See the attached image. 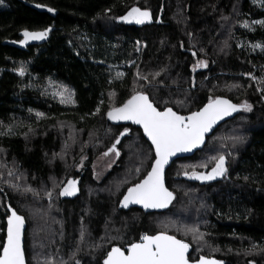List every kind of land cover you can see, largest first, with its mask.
I'll use <instances>...</instances> for the list:
<instances>
[{
	"label": "trees",
	"instance_id": "trees-1",
	"mask_svg": "<svg viewBox=\"0 0 264 264\" xmlns=\"http://www.w3.org/2000/svg\"><path fill=\"white\" fill-rule=\"evenodd\" d=\"M33 4L56 11L41 12ZM132 6L149 10L154 22L138 26L111 19ZM107 8L112 12L106 16ZM259 20H264V0H3L0 132L12 130L0 135V164L5 165L0 167V242L6 237L11 206L27 221L28 264H60L61 260L74 264L70 257L82 222L87 235L75 259L81 264H102L111 247L137 242L141 234H155L172 221L198 226L206 234L205 242L197 245L191 235L168 228L169 234L192 245L193 260L204 255L226 264H264V252L245 254L252 244L264 247V92L258 90L264 84L247 75L264 77V52L250 47L264 45V26L252 23ZM245 21L251 30L242 27ZM48 27L53 30L45 43L13 46L24 29ZM191 51H196V57ZM196 59H207L208 67L193 73ZM22 63L23 77L16 71ZM136 65L145 74L166 69L157 78L162 84L139 81L135 85L161 110L168 101V107L189 114L207 103L208 96L253 106L251 112L240 111L220 124L195 154L173 162L166 184L176 199L162 211L119 206L123 193L143 179L154 160V149L140 128L115 125L106 117L110 92L116 93V106L132 94ZM118 72L125 74L123 78H116ZM60 85L74 90V105L61 104L54 97ZM232 85H240L237 92ZM101 100L100 113L92 115ZM37 112L44 116L37 118ZM240 121L245 123L235 133L229 125ZM124 128L130 131L117 145L120 159L102 180H96L95 159ZM231 136H243L244 141L233 146L230 139H223ZM221 152L227 158L225 176L210 181L183 177L193 166L197 172L209 173L214 166L211 158ZM9 169L14 173L11 177ZM68 180H76L79 191L61 197L60 187ZM25 186L35 189L38 198L24 192ZM43 186L52 191L51 202Z\"/></svg>",
	"mask_w": 264,
	"mask_h": 264
},
{
	"label": "snow or ice",
	"instance_id": "snow-or-ice-1",
	"mask_svg": "<svg viewBox=\"0 0 264 264\" xmlns=\"http://www.w3.org/2000/svg\"><path fill=\"white\" fill-rule=\"evenodd\" d=\"M3 0H0L2 3ZM36 7H45L43 5H36ZM48 12L54 13V8L48 7ZM112 12L111 8L104 10L107 16ZM99 15V14H98ZM95 19V18H94ZM111 19L118 20L128 24H145L151 23L153 20L152 13L140 7L132 6L125 14L120 16H112ZM223 20H227L228 17H222ZM253 24H260L264 26V20L253 21ZM244 28L251 30L250 25L245 21L242 25ZM52 31L51 27L44 28L40 31H30L24 29L22 31V37L19 41L21 45H27L30 41H42L46 40ZM140 45V42H136ZM225 42V47H227ZM242 46V45H238ZM251 49L255 51L260 49L264 52V45L255 43L250 45ZM181 48H183V42H181ZM139 50V47L137 48ZM203 52V49H200ZM191 55L196 57V51H191ZM132 64H135L133 61ZM192 72L195 73L198 69H205L208 67L207 59H196L192 64ZM136 73L134 76V87L132 94L128 99L124 100L119 106H116L114 99L116 93L110 92L109 102L110 106L106 111V117L109 121H130L132 124L139 125L143 129V134L150 140L151 146L154 149V160L150 165V170L139 182L132 184L123 193L122 199L119 201L121 208H128L130 205H141L143 209H166L172 205L176 199L174 193L169 190L165 184V168L169 164L172 157L178 153L192 152L194 149L202 146L205 143V137L213 131L214 127L225 117L231 116L233 113L244 111L251 112L252 105L247 101H243L239 104L233 103L231 100L222 96H208L207 103L203 104L196 111H191L188 115H181L177 111H174L172 107H168V101H164L165 107L161 110L149 95L142 89L135 87L139 81L147 82L148 86H157L162 84V81H157V78L166 71L165 68H161L159 71L149 72L147 74L141 72L139 65H136ZM18 74L23 77L25 75V67L22 66L16 70ZM125 74L118 72L116 78H123ZM252 80L256 81L258 85L264 84V77L257 78L252 73L247 74ZM151 77V79H149ZM111 83V80L109 81ZM192 87H195V79L193 77ZM231 87H240V85H232ZM258 90L264 92V88ZM54 97L59 98L61 104H75V92L73 89L66 85H60L58 90L53 94ZM104 101L101 100L97 105L95 112L92 115H98L101 111V105ZM177 103L183 105L184 101H177ZM31 111V110H30ZM37 118L43 117L44 113L37 112ZM0 127H3L0 125ZM11 127H8L7 133L0 132V135L10 134ZM31 131V129H29ZM128 128H124L123 131L115 138L114 143L103 155L108 156L113 154L115 157L120 156V152L117 149V145L120 144L121 138L125 137L129 133ZM91 136V133L89 134ZM223 139H230L233 146L244 141L243 136H231ZM223 147V145H222ZM3 149H0L2 152ZM214 161V166L207 174L203 172L193 171L190 173L184 171L183 174L188 176L189 179L210 181L217 177H223L226 175L227 158L226 155L221 152L220 154L211 158ZM5 165L0 164V167ZM200 167H206L202 164ZM136 173L140 172L139 168L135 169ZM14 173L11 169L8 170V176H13ZM11 188L20 190L18 184H14L8 181ZM53 187H57L55 181ZM24 192H32L33 195H39L35 189L25 186L22 189ZM79 191L76 180H68L58 193L59 196H74ZM45 195L49 201L52 200V191H46ZM51 206V204L49 205ZM10 215L7 216L6 225V238L0 242V264H26L25 249H24V226L25 217L17 213L15 209L9 206ZM175 227L176 231L182 232L184 236L191 235L192 240L200 245L205 242V233L201 232L198 226L189 225H177L174 221L169 224H164L163 229L155 234H149L147 232L139 236L138 242H130L127 246H114L106 252L102 260V264H224V261L217 260L215 258L206 257L204 255L199 256L198 259L190 258L189 242L185 239H178L176 235L169 234L168 228ZM87 235V228L81 224L79 233V242L76 246V250L72 253L70 259L74 264H81L80 260L75 259L77 252H79V245L85 241ZM111 239V238H110ZM102 245H95V247H101ZM197 250H200L199 248ZM218 249H214L216 251ZM254 252H264V247L252 244L251 249L246 250L245 254L251 255ZM45 264H49L45 261ZM54 264V262H53ZM60 264H67L66 261L61 260Z\"/></svg>",
	"mask_w": 264,
	"mask_h": 264
},
{
	"label": "water",
	"instance_id": "water-1",
	"mask_svg": "<svg viewBox=\"0 0 264 264\" xmlns=\"http://www.w3.org/2000/svg\"><path fill=\"white\" fill-rule=\"evenodd\" d=\"M36 5H38V4H33L32 6H33L35 9H37V10H39V11H41V12L52 13V12H48V11H47V8H48L49 6L43 5V6H45V7H36ZM39 5H41V4H39ZM153 22H154V19L152 20L151 23H145V24H142V25H150V24H152ZM136 25H138V26H142V25H139V24H136ZM51 29L53 30L52 27H51ZM21 39H23V37H21ZM21 39H20V40H21ZM47 39H48V38H47ZM47 39H46V40H42V41H30L26 46H25V45H21V44L19 43V41H20V40H19V41H15V42L13 43V46H15V47H17V48H26V47H29V46H32V45H40V44H43V43H45V42L47 41ZM173 110H174V109H173ZM174 111H176V110H174ZM239 112H240V111H239ZM239 112L233 113L231 116H229V117H225L224 120L220 121V122L214 127L213 131L210 132V133L205 137V143H204L202 146H200V147L194 149L192 152H188V153H178L176 156L172 157L171 160H170V162H169V164H168V165L166 166V168H165V184H166V174H167V171H168V169L171 167V165L173 164L174 161H176V160L179 159V158H184V157L192 156V155L195 154L198 150H200L201 148H203L204 145H205L206 142H207V138H208L209 136H211V135L215 132V130L218 128V126H219L220 124L224 123L225 121H227L228 119L232 118L233 116L237 115ZM178 113H179V112H178ZM179 114H181V113H179ZM181 115H188V114H181ZM108 121H109V120H108ZM109 122L112 123V124H115V125H123V126L134 125V126L140 128V129L142 130V132H143V129L141 128V126H139V125H135V124H132L130 121H120V122L109 121ZM128 134H129V133H128ZM143 135H144V134H143ZM125 137H126V136H125ZM125 137H122L121 140L124 139ZM144 137H145L146 140L151 144L150 140H148V138H147L145 135H144ZM183 177H185V175H183ZM166 186H167V184H166ZM120 208H121V207H120ZM131 208H139V209L143 210L144 212H149V211L154 212V211H162V210H165V209H148V210H145V209H143V207H142L141 205H130V206H129L128 208H126V209H131ZM122 209H125V208H122ZM166 209H167V208H166ZM17 213H18V212H17ZM18 214H19V213H18ZM9 215H10V210H9ZM20 215H21V214H20ZM6 225H7V218H6ZM26 230H27V221H26V219H25V226H24V241H23V243H24V249H25V240H26V238H25ZM5 238H6V237H5ZM178 239H179V238H178ZM137 242H138V241H137ZM186 242H187V241H186ZM190 245H191V244H190ZM113 247H114V246H113ZM192 249H193V247H192V245H191L189 255L191 254ZM206 257H208V256H206ZM25 258H26V264H28V261H27V255H26V250H25ZM211 258H215V259H217V260H222V259H219V258H217V257H211ZM222 261H224V260H222ZM224 264H226L225 261H224Z\"/></svg>",
	"mask_w": 264,
	"mask_h": 264
},
{
	"label": "rangeland",
	"instance_id": "rangeland-1",
	"mask_svg": "<svg viewBox=\"0 0 264 264\" xmlns=\"http://www.w3.org/2000/svg\"><path fill=\"white\" fill-rule=\"evenodd\" d=\"M208 65H209V63H208ZM195 82H196V80H195ZM234 89L237 92L238 87H234ZM244 123H245L244 121L235 122V123L230 124L229 127H233L232 128L233 131L235 130V133H238L239 130H236V129L238 128L241 130ZM226 129L227 128H225L224 131H226ZM219 144L222 145L223 143H219ZM211 147H213V141H211ZM105 152H103V153H105ZM103 153H100L99 156L95 159V161L93 163L94 177L98 181L102 180L106 176V174L111 171V169L114 167V165H116V163L120 159V156L115 157L113 154H109L108 156H105V155H103ZM82 167H83V164L79 167V169L81 170ZM42 188L45 192L48 191L46 186H43ZM31 197L34 199L38 198L36 195H33V194H31ZM185 221H187V219ZM249 264H256V262L251 261Z\"/></svg>",
	"mask_w": 264,
	"mask_h": 264
},
{
	"label": "flooded vegetation",
	"instance_id": "flooded-vegetation-1",
	"mask_svg": "<svg viewBox=\"0 0 264 264\" xmlns=\"http://www.w3.org/2000/svg\"><path fill=\"white\" fill-rule=\"evenodd\" d=\"M153 17V16H152ZM124 23V22H123ZM125 24H128V23H125ZM129 25H136L135 23H132V24H129Z\"/></svg>",
	"mask_w": 264,
	"mask_h": 264
}]
</instances>
